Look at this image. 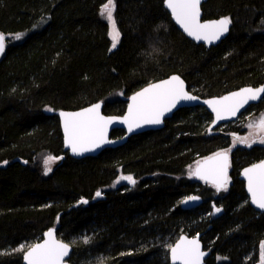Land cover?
Instances as JSON below:
<instances>
[{"label":"trees","instance_id":"16d2710c","mask_svg":"<svg viewBox=\"0 0 264 264\" xmlns=\"http://www.w3.org/2000/svg\"><path fill=\"white\" fill-rule=\"evenodd\" d=\"M106 3L0 0V264H23L52 226L73 246L72 264H170L182 233H201L206 264H262L264 213L250 205L240 173L264 158V145L234 144L240 119L211 132L206 107H183L161 129L76 159L58 112L102 100L105 113L123 114L134 91L173 73L201 96L263 83L264 0L206 1L205 18H231L227 37L209 48L178 28L165 0H115L121 40L111 49ZM251 109L259 116L264 98ZM221 150L230 152V180L218 192L189 168ZM49 156L59 160L44 174ZM122 176L135 185L115 187ZM195 193L203 203L184 209Z\"/></svg>","mask_w":264,"mask_h":264},{"label":"snow or ice","instance_id":"6c2138e0","mask_svg":"<svg viewBox=\"0 0 264 264\" xmlns=\"http://www.w3.org/2000/svg\"><path fill=\"white\" fill-rule=\"evenodd\" d=\"M200 3L201 0H167V6L171 10L177 22H179L189 36L196 40H204L209 43L219 40L221 36L229 30L231 24L230 17H223L216 21H200ZM115 0H107V3L101 10V16L111 25L112 48H116L119 43L120 33L116 27L114 18ZM23 34H17L16 39L22 38ZM5 49V37L0 34V54ZM264 95V87L244 88L234 92L221 99L205 101L215 113L216 121L235 116L237 112L249 101L260 99ZM132 105L129 108V114L124 118L123 123L128 125V130L139 128L142 125H159L165 113L170 112L181 101H195L198 97L191 95L185 90L184 81L178 75H173L167 80L151 84L141 92L134 95ZM100 105L96 104L83 111L75 113L61 112L63 118V127L67 145L76 155H83L99 148L102 144L110 143L106 137L107 126L113 121L100 115ZM252 127V125H249ZM259 128L264 131V119L259 122ZM239 143L247 144L257 142L253 139L251 142L247 138H237ZM259 143L264 144V136L259 138ZM57 158L48 157V162L55 161ZM229 167V158L227 152H218L215 156L208 157L202 164H199L193 175L205 182H211L213 187L219 192L227 189ZM48 167L47 172H51ZM245 176L248 179V191L251 193V202L259 209L264 210V162L254 165L245 170ZM121 180L128 181L135 185L136 180L132 176H122ZM100 197L101 192L95 194ZM196 196L187 197L182 203L195 201ZM81 203H88L87 200ZM216 208V212H220ZM87 242V238H85ZM262 249V264H264V244ZM18 251L23 250V246ZM170 257L173 264H201L205 253L197 239L182 238L175 246L170 248ZM69 253V246L57 241L54 238V232L47 233V239L42 244L31 246L26 252L24 259L27 264H63L64 258Z\"/></svg>","mask_w":264,"mask_h":264},{"label":"water","instance_id":"95a60500","mask_svg":"<svg viewBox=\"0 0 264 264\" xmlns=\"http://www.w3.org/2000/svg\"><path fill=\"white\" fill-rule=\"evenodd\" d=\"M208 1V0H201V3H200V21L201 23H204V22H210V21H216V20H219L223 17H227V16H219V17H214V18H205L204 17V10H203V4ZM165 6L167 8V10L170 12V14L172 15V18L175 22V24L178 26V28L188 37L190 38L191 40L197 42V43H203L205 44L208 48L211 47L212 45H216L218 43H220L223 39H225L227 37V35L229 34L230 32V29H231V24L229 25V30L227 33H225L223 36H221V38L219 40H214L212 42H208V41H204V40H196L194 37L192 36H189L187 34V32L184 30L183 26L177 22V20L175 19L174 15L172 14L171 10L168 8L167 6V0H165ZM2 34V33H0ZM5 50V49H4ZM4 53V52H3ZM2 53V54H3ZM0 54V57L1 55ZM173 75H178L180 76V78L184 81V85H185V90L188 91L191 95L193 96H196L198 97L197 100L195 101H181L180 103H178L176 105L175 108H173L170 112H167L165 113V115L163 116L162 118V123L159 124V125H142L141 127L139 128H134L132 131H129L128 130V125L126 123H123V120L125 117L128 116L129 114V108L130 106L132 105L133 101H132V97L134 95H136L137 93L141 92L144 88L146 87H149L151 84H154V83H159L163 80H167L169 79L171 76ZM259 87H264V82L261 83V84H258V85H250V84H247V85H243L241 87H238L236 89H233V90H230V91H227L221 95H214V96H201L199 94H196L194 92H192L191 90H189V87H188V83L187 81L183 78L182 75L178 74V73H173L167 77H164V78H161V79H158V80H155V81H152L146 85H144L143 87L139 88L138 90L134 91L130 96H129V100H128V103L126 105V110L123 114H107L104 112V101L102 100H99V101H96L92 104H89L87 106H84V107H81V108H78V109H62L58 112V116H59V119H60V125H61V130H62V134H63V143H64V149L66 151L69 152V154L73 157V158H76V159H81V158H84V157H87V156H96L98 155L99 153H101L103 150L107 149V148H113V147H117V146H120V145H123L124 143H126L128 141V139L134 135V134H138V133H141V132H144V131H148V130H156V129H161L165 126L166 124V120L171 118L180 108H183V107H195V106H204L206 107V109L212 114V120L208 126V130L211 131V132H215L216 128L220 127L222 124H225V123H229V122H233L235 120H237L240 115L247 109L249 108L251 105L253 104H258L263 98H264V95L261 96L260 99H257L255 101H249L244 107H242L235 116H230L229 118H226V119H222V120H219V121H216V118H215V113L212 111V108L205 103V101H208V100H215V99H221L225 96H228L234 92H238L244 88H259ZM96 104H99L100 105V115H102L103 117H105L106 119H110L112 120L113 122L110 123L108 126H107V131H106V137L107 139L110 141V143H106V144H102L99 148H96L95 150L93 151H90V152H85L83 155H76L72 152L71 148L67 145L66 143V138H65V132H64V127H63V118L60 116V113L61 112H67V113H75V112H80V111H83L89 107H92ZM115 129H123L124 130V134L121 135V136H113V130ZM219 152H227L228 153V158H229V167L227 169V175H228V181H229V171H230V152L227 151V150H221ZM218 153V152H216ZM212 154L210 156H207V157H204L202 158L200 161L197 162V164L195 165V168H194V171L196 170V168L198 167L199 164H202L203 161H205L208 157H211V156H215V154ZM261 162H264V158L254 162V163H251L249 165H246L245 167L242 168L241 170V173H240V179H242L244 182H245V190H246V193L248 195V198H249V202H250V205L257 211H260V212H263L264 213V210L262 209H259L255 204H253L251 202V193L248 191V179L247 177L245 176V170L248 169V168H251L253 167L254 165H257V164H260ZM198 178V177H197ZM204 181V180H203ZM207 183H210L211 182H207ZM189 196H196L198 197L199 199L198 200H195V201H189L187 204H184L182 203V201H184L187 197ZM181 201V206L184 208V209H191V208H195L199 205H201L204 201V198L202 195L198 194V193H195V194H190V195H187L185 196ZM214 205V204H213ZM49 231H53L54 232V238L57 240V241H60L62 243H65L69 246V253L68 255L64 258V262L63 264H72L69 259L71 257V253L73 251V246L61 239L58 234H57V229L56 227L52 226L50 227L49 229H47L44 233V236L41 240L35 242L34 244H32L31 246H34L36 244H42L44 243V241L47 239V233ZM202 235L201 233H198V234H195V235H191L189 233H182L179 235V237L176 239V241L171 245V247L175 246L176 244H178L182 238H187L189 240L191 239H197L199 241V244L201 246V250L205 253V255L202 257V262L201 264H206V259L207 257L211 254V250L210 249H207L205 248L203 242H202V239H201ZM29 246L23 253V264H27L26 260L24 259V256L26 254V252L29 250V248L31 247ZM170 247V248H171ZM170 250V249H169ZM169 260H170V264H173V262L171 261V257H170V251H169ZM176 264H179V262H176Z\"/></svg>","mask_w":264,"mask_h":264},{"label":"rangeland","instance_id":"374dc122","mask_svg":"<svg viewBox=\"0 0 264 264\" xmlns=\"http://www.w3.org/2000/svg\"><path fill=\"white\" fill-rule=\"evenodd\" d=\"M103 9V7L101 8V10ZM115 18V17H114ZM116 21V20H115ZM116 27L120 33V36H119V43L117 44L116 48L119 46L120 44V40H121V32H120V29L118 28V25L116 23ZM111 25L110 23L108 22V35L109 37L111 38ZM22 34H26V33H22ZM9 38H12L11 40L12 41H19V40H22L23 38V35H22V38L17 40V39H13L16 37V35H12V36H7ZM6 42V41H5ZM111 44H112V39H111ZM111 49H115V48H112ZM240 119L239 120V124L242 125V127L244 128V132L243 133H239V135H234V144H242V145H247V144H244V143H239L237 141V138H240V139H244V138H247L249 142H251L253 139H255L257 142L255 143H251V144H261L259 143V138L264 136V131H261L260 128H259V122L264 119V111L259 115V116H254V109H251V110H248L246 112H243L240 117L238 118ZM236 121V120H235ZM249 125H252V127H250ZM264 145V144H263ZM229 151V150H227ZM57 159L55 161H52V162H49L48 163V157L46 158V161H47V166H45V169H44V174L46 173V170L48 167H51V169H53V166H55V164H57L59 158L56 157ZM198 161L192 163V165L190 166L189 168V174L193 176V172H194V168H195V165L197 164ZM5 164V163H3ZM50 172H47V174H49ZM121 177H119L118 179L115 180L114 182V185L115 187L119 186L120 184L126 182L125 180H121L120 179ZM128 182V181H127ZM264 244V242L262 243ZM261 244V245H262ZM260 254H261V261H262V249L260 248Z\"/></svg>","mask_w":264,"mask_h":264},{"label":"flooded vegetation","instance_id":"af4514ba","mask_svg":"<svg viewBox=\"0 0 264 264\" xmlns=\"http://www.w3.org/2000/svg\"><path fill=\"white\" fill-rule=\"evenodd\" d=\"M229 172H230V171H229ZM198 180H199V181H203V180H201V179H199V178H198ZM229 180H230V175H229ZM203 182H205V181H203ZM206 183H207V182H206ZM209 184H210V183H209ZM228 184H229V182H228ZM228 184H227V185H228ZM211 185H212V184H211Z\"/></svg>","mask_w":264,"mask_h":264},{"label":"bare ground","instance_id":"6f19581e","mask_svg":"<svg viewBox=\"0 0 264 264\" xmlns=\"http://www.w3.org/2000/svg\"><path fill=\"white\" fill-rule=\"evenodd\" d=\"M171 247V246H170Z\"/></svg>","mask_w":264,"mask_h":264}]
</instances>
